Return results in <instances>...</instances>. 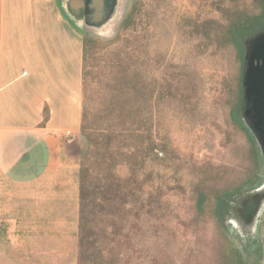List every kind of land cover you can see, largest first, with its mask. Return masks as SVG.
I'll use <instances>...</instances> for the list:
<instances>
[{"label":"rangeland","instance_id":"obj_1","mask_svg":"<svg viewBox=\"0 0 264 264\" xmlns=\"http://www.w3.org/2000/svg\"><path fill=\"white\" fill-rule=\"evenodd\" d=\"M263 31L264 0H115L88 26L71 264H264V131L243 86Z\"/></svg>","mask_w":264,"mask_h":264},{"label":"crops","instance_id":"obj_2","mask_svg":"<svg viewBox=\"0 0 264 264\" xmlns=\"http://www.w3.org/2000/svg\"><path fill=\"white\" fill-rule=\"evenodd\" d=\"M84 1L0 0V264L72 263Z\"/></svg>","mask_w":264,"mask_h":264},{"label":"water","instance_id":"obj_3","mask_svg":"<svg viewBox=\"0 0 264 264\" xmlns=\"http://www.w3.org/2000/svg\"><path fill=\"white\" fill-rule=\"evenodd\" d=\"M115 0H85L83 15L88 26H99L111 16ZM244 98L254 124L264 131V31L249 45L243 78Z\"/></svg>","mask_w":264,"mask_h":264},{"label":"trees","instance_id":"obj_4","mask_svg":"<svg viewBox=\"0 0 264 264\" xmlns=\"http://www.w3.org/2000/svg\"><path fill=\"white\" fill-rule=\"evenodd\" d=\"M83 83H84V71H83ZM81 130H83V111H82V120H81ZM84 177H85V170H84V167L81 166L80 167V191H81V188L83 189V186H84V182H83Z\"/></svg>","mask_w":264,"mask_h":264}]
</instances>
